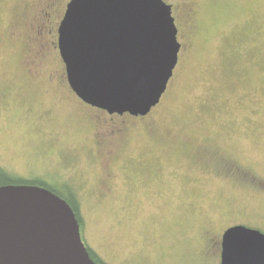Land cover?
<instances>
[{
  "label": "rangeland",
  "instance_id": "rangeland-1",
  "mask_svg": "<svg viewBox=\"0 0 264 264\" xmlns=\"http://www.w3.org/2000/svg\"><path fill=\"white\" fill-rule=\"evenodd\" d=\"M69 1L0 0V166L74 190L106 264H217L226 228L264 229V0H162L180 48L144 117L69 88Z\"/></svg>",
  "mask_w": 264,
  "mask_h": 264
},
{
  "label": "water",
  "instance_id": "water-1",
  "mask_svg": "<svg viewBox=\"0 0 264 264\" xmlns=\"http://www.w3.org/2000/svg\"><path fill=\"white\" fill-rule=\"evenodd\" d=\"M162 0H70L57 48L71 91L108 115L144 117L166 90L180 44ZM0 264H98L70 205L29 184L0 186ZM221 264H264V234L234 225Z\"/></svg>",
  "mask_w": 264,
  "mask_h": 264
},
{
  "label": "trees",
  "instance_id": "trees-1",
  "mask_svg": "<svg viewBox=\"0 0 264 264\" xmlns=\"http://www.w3.org/2000/svg\"><path fill=\"white\" fill-rule=\"evenodd\" d=\"M8 184H29V185L40 186L50 190L54 194L58 195L60 198L64 199L70 205V207L72 208L75 214V217L79 223L80 235L82 238V219L79 214L80 202L78 200L77 193L74 190H72L67 186L66 187L64 186L63 189L58 188L57 186L50 184L49 182L41 178L23 179L22 177H19L18 175H15L14 173L7 171L2 166H0V186L8 185ZM84 245L86 246L89 255L93 261H95L98 264H106L87 246L85 242Z\"/></svg>",
  "mask_w": 264,
  "mask_h": 264
},
{
  "label": "flooded vegetation",
  "instance_id": "flooded-vegetation-1",
  "mask_svg": "<svg viewBox=\"0 0 264 264\" xmlns=\"http://www.w3.org/2000/svg\"><path fill=\"white\" fill-rule=\"evenodd\" d=\"M237 225H244V224H237ZM244 226L249 227V228H252V229L259 230L261 233L264 234V229L263 228H260V227H252V226H249V225H244ZM228 228H226V229H228ZM224 231L221 234L218 235L217 239L214 240V243H213V245L211 247V249H213V250H215V252H217V256H218L217 257V264H221L222 235H223Z\"/></svg>",
  "mask_w": 264,
  "mask_h": 264
}]
</instances>
